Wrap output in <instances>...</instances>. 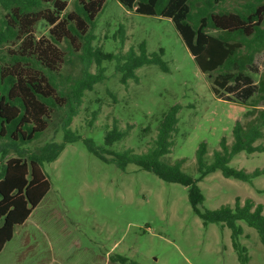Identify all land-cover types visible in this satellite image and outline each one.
<instances>
[{"label":"rangeland","instance_id":"obj_1","mask_svg":"<svg viewBox=\"0 0 264 264\" xmlns=\"http://www.w3.org/2000/svg\"><path fill=\"white\" fill-rule=\"evenodd\" d=\"M244 2L223 0L216 10L233 11L242 8ZM75 3L67 0L65 12L74 10ZM47 29L38 22L33 33L37 38L46 37ZM119 29L124 35L122 46L112 37ZM93 34V44L104 51H126L137 48L140 42L145 43L148 54L161 48L166 70L157 64L144 65L136 70L137 82L130 79L121 84L114 64L103 61L105 79L85 93L71 128L82 138L90 137L103 146V128L112 127L116 121L120 128L129 126L130 130L112 148H132L140 153L155 136L154 117L178 105L177 129L166 157L170 162L184 159L183 170L196 178L199 143H206L210 161L223 136L231 143L235 121H244V109L233 104L237 97L231 95L232 101H227L224 91L221 97L213 94L215 72L199 71L167 18L137 14L117 0H105ZM65 46L61 73L74 78L82 64L78 53L69 55ZM14 47L12 43L0 46V54ZM91 71L95 72L94 65ZM250 71L257 81L264 71V49L255 55ZM257 104L264 108V101ZM94 110H98L96 119L88 126ZM147 125L151 126L150 133L141 136V129ZM61 139V113L55 112L44 133L23 148L29 153ZM255 144L264 146V137ZM12 156L14 152L10 151L0 164ZM230 165L246 171L261 168L264 151L239 153ZM42 170L50 188L26 221L15 226L11 240L0 251V264H239L230 229L216 223L203 224L188 202L187 188L179 183L166 182L134 164L121 170L89 153L82 140L67 143L55 160L43 163ZM198 185L204 195L201 210L232 204L236 197L241 202L251 198L264 204V192H257L264 188V174L248 184L216 171ZM239 223L243 226L239 242L247 249L248 264H264V246L256 230Z\"/></svg>","mask_w":264,"mask_h":264},{"label":"trees","instance_id":"obj_2","mask_svg":"<svg viewBox=\"0 0 264 264\" xmlns=\"http://www.w3.org/2000/svg\"><path fill=\"white\" fill-rule=\"evenodd\" d=\"M117 1L128 11L171 20L199 71L215 72L213 94L219 95L222 90L227 101H232L231 95L237 97V104H233L244 109V121H235L231 143L223 136L210 161L206 158V143H199L195 152L196 178L183 170L184 159L170 162L166 157L177 129L178 105L154 117L156 133L145 151L112 148L130 130L129 126L120 128L116 121L110 128L102 127L104 145L98 146L92 138H82L71 123L80 112L85 93L105 79L102 62L114 64L121 84L130 79L137 82L136 70L141 66L157 64L166 70L161 58L163 50L148 54L144 42L137 48L117 52L95 46L93 31L105 0H76L70 12H65L67 0H0V46L15 45L0 54V159L14 152L0 164V251L11 240L15 226L26 221L50 188L43 163L55 160L67 143L82 140L87 151L103 162L121 170L134 164L166 182L185 186L193 212L205 225L228 227L238 263L248 264L247 249L239 242L243 235L239 222L255 229L264 246V204L251 198L241 202L236 197L232 204L201 210L204 195L198 182L216 171L248 184L264 174V166L246 171L230 165L239 153L264 151L263 145L255 144L264 137V108L257 104L264 101V71L257 81L250 71L255 55L264 49V0H245L242 8L233 11L216 10L223 0ZM38 22L48 26L46 37L34 35ZM112 37L123 45V30H117ZM63 45L69 55L78 53L82 67L77 77L65 78L61 73L65 62ZM93 65L95 72L91 71ZM97 111L91 112L88 126L93 125ZM55 112L61 113V141H50L26 152L23 147L44 133ZM150 131L147 125L141 129V136ZM257 192H264V188ZM116 258L125 261L121 256Z\"/></svg>","mask_w":264,"mask_h":264}]
</instances>
